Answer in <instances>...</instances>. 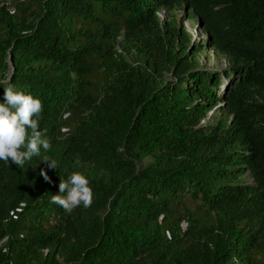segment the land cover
I'll return each mask as SVG.
<instances>
[{"label": "trees", "instance_id": "16d2710c", "mask_svg": "<svg viewBox=\"0 0 264 264\" xmlns=\"http://www.w3.org/2000/svg\"><path fill=\"white\" fill-rule=\"evenodd\" d=\"M158 9L195 18L191 59ZM208 47L228 65H200ZM0 82L42 101L52 145L0 161V264H264V0L0 5ZM72 171L94 198L68 214L50 201Z\"/></svg>", "mask_w": 264, "mask_h": 264}, {"label": "clouds", "instance_id": "9594fccd", "mask_svg": "<svg viewBox=\"0 0 264 264\" xmlns=\"http://www.w3.org/2000/svg\"><path fill=\"white\" fill-rule=\"evenodd\" d=\"M42 112L43 104L39 98L16 90L11 84L5 87L4 102H0V161L23 168L33 157L40 156L41 149L51 150L47 130H40ZM43 161L49 168H57L55 160L45 158ZM40 175L46 182H52L47 170H41ZM59 193L51 195L50 202L68 214L77 207L87 209L93 204L94 192L90 181L79 171H72L67 179L61 177Z\"/></svg>", "mask_w": 264, "mask_h": 264}, {"label": "rangeland", "instance_id": "374dc122", "mask_svg": "<svg viewBox=\"0 0 264 264\" xmlns=\"http://www.w3.org/2000/svg\"><path fill=\"white\" fill-rule=\"evenodd\" d=\"M157 15L159 16L162 25L164 24L166 35H172L171 32L174 27L179 31L178 34H187L189 40L185 44H183V48L185 49V51H187L186 57L190 58L193 52L191 50V43L197 41L199 44H202L205 38L204 32L196 24L195 18L189 17L188 14H185L182 11H177L173 14H167L164 9H158ZM166 35L159 37V42H166ZM168 44H170V42ZM148 47L153 51V54L157 53L153 49L154 46ZM117 49L119 54L121 55V58L126 61L128 65L132 66H134L138 59L143 54H145L142 45L134 44L132 42H122L121 44L117 45ZM195 57L200 65H204L209 68L213 67L215 69H221L228 65V59L218 56L214 52V50L209 47L197 51L195 53ZM162 77H165L166 79L167 77H169V73L165 72ZM222 80L223 82H225L223 78ZM214 109L215 108L210 110L208 115L205 116L203 120L205 123L212 122V117L210 116V114ZM195 205L196 203L186 201V206L189 208H194Z\"/></svg>", "mask_w": 264, "mask_h": 264}, {"label": "built area", "instance_id": "2783aa9c", "mask_svg": "<svg viewBox=\"0 0 264 264\" xmlns=\"http://www.w3.org/2000/svg\"><path fill=\"white\" fill-rule=\"evenodd\" d=\"M25 0H0V5L4 6L10 14L16 13V7L18 4ZM187 223H183L182 227L185 229Z\"/></svg>", "mask_w": 264, "mask_h": 264}]
</instances>
